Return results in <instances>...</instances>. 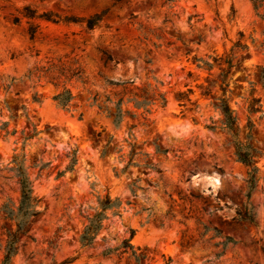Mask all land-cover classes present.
Wrapping results in <instances>:
<instances>
[{
  "label": "rangeland",
  "instance_id": "rangeland-1",
  "mask_svg": "<svg viewBox=\"0 0 264 264\" xmlns=\"http://www.w3.org/2000/svg\"><path fill=\"white\" fill-rule=\"evenodd\" d=\"M26 5L61 18L107 13L93 30L80 21L33 20L40 30L30 40L28 20L18 14ZM13 14L21 17L19 25L12 23ZM240 39L248 49L234 53L227 96L240 139L257 150L259 179L250 199L255 223L242 220L248 170L235 154L232 137L221 129L223 115L215 106L225 60ZM262 42L264 17L251 0L1 1L0 84L11 88L5 91L0 85V119L17 132L7 137L0 132V207L7 201L19 204L17 179L6 168L14 166V156L24 155L43 210L28 224L35 240L19 235L12 264H127L125 257L101 255V239L119 245L130 229L136 231L132 244L147 255L143 264H264V88L257 82L259 66L264 67ZM101 50L118 63L104 65ZM195 57L210 61L213 68L200 67ZM42 66L78 67L83 82L62 78L56 87L45 77L38 79L34 69ZM107 80L132 83L112 86ZM62 82L74 95L68 110L53 100ZM143 91L156 99L148 106L150 112L143 115L133 102L125 103L123 108L132 115L126 114L118 127L90 106L94 94L102 101L107 96L116 101ZM34 92L42 96L41 103L32 100ZM159 93L165 94V105ZM183 94L188 97L180 98ZM253 102L261 111L249 112ZM34 128L38 134L24 140ZM134 143L148 155H138L140 165L117 176ZM156 144L168 152L158 154ZM73 157L74 168L67 170ZM35 162L49 166L40 172ZM145 162L162 172L144 167ZM133 181L136 197L129 188ZM107 193L122 200L121 217L109 211L95 247L82 248L81 212L93 213ZM12 227L0 211V263ZM213 228L220 234L215 236ZM226 237L233 242L225 245Z\"/></svg>",
  "mask_w": 264,
  "mask_h": 264
},
{
  "label": "trees",
  "instance_id": "trees-1",
  "mask_svg": "<svg viewBox=\"0 0 264 264\" xmlns=\"http://www.w3.org/2000/svg\"><path fill=\"white\" fill-rule=\"evenodd\" d=\"M7 1V0H0ZM122 0H116V2H120ZM176 0H164V4H171ZM129 2V1H127ZM252 5L260 17H264V0H251ZM107 10L96 13L88 18L85 19H77L75 17H65L61 18L58 14H54L51 12H43L41 14L38 13L36 9L33 7L26 5L18 11V14L21 17L26 18L28 20V27H27V34L30 40H34L40 30V25L33 23V20L42 19L46 21H51L58 23L60 21L63 22H84L87 29L93 30L97 27L101 21L103 20L104 16L106 15ZM18 14L12 15V23L14 25H19L21 22V17ZM243 36V35H242ZM260 47L264 49V42L261 43ZM248 49V45L244 43L241 39L236 41L230 50V55L225 60L227 66L222 70L221 77V90L222 93L219 97L215 98V106L221 111L223 115L222 126L221 129L225 130L233 139L234 147H235V154L238 160L243 163L248 170V188L249 192L247 194L248 197V205L246 206V210L244 215L242 216L243 221H248L250 223H255V213L254 208L250 202L252 192L256 188L258 182V174H259V167L256 164L257 158V150L248 142L243 141L240 139V128L238 125V118L235 114V110L231 107L227 92L228 86L227 83V76L231 68L233 67V57L236 50H245ZM102 52V60L104 65L108 63L114 62L116 65L118 62L114 61V57L107 53L104 50ZM195 61L199 62V65L205 66L208 70L213 68L212 63L208 60H204L202 58H194ZM213 60L217 61V58H213ZM38 75V79L40 80L42 77L47 78L48 82H51L56 87L60 84V79L64 78L66 81H71L75 79L76 81L83 82V71L80 68H67L65 66H60L56 68L55 66L49 67H36L34 69ZM109 85L112 86H123L125 87L127 84L132 83L129 81L126 82H115V81H106ZM257 82L264 88V67L259 66V72L257 74ZM62 89L53 96V100L56 104L68 110L74 100V95L72 91L66 86L65 82H62ZM4 87L5 91H8L11 88V84H0ZM209 91H206L204 95H209ZM118 96V94H115ZM158 99L161 101L162 105H165L167 102L166 96L164 93H159ZM184 97L180 98H187V94H183ZM32 100L34 102L41 103L42 96L38 92H34L32 95ZM89 100L90 106H96L99 111H103L107 118L111 119L112 122L118 127L121 125L124 117L126 114H131L129 110L123 108L125 103L133 102L136 109H142V114L145 115L149 113L148 106L152 104L156 99L150 95L148 92L143 91L141 94H134L133 97H129L125 100L124 96L119 97L116 101L110 96H107L104 101L100 99L98 94L92 95ZM254 102H260V99L254 98ZM251 103L249 106V112L255 113L261 111L260 106L256 107L255 103ZM132 115V114H131ZM12 118V116H11ZM253 124L250 123V127ZM9 122L8 121H1L0 119V132L2 133L3 137H7L8 135H14L17 131L16 129L9 130ZM208 128L210 129H217L216 125H209ZM38 134L36 128L33 129L32 133L29 135L24 136V140L32 138ZM112 138V137H111ZM111 140H109L106 144L109 145ZM136 143L131 144V151L129 154V160L125 164V166L121 169L120 172L116 171V175L120 176L122 173H126L127 170L130 168L131 165L139 166L140 164L136 161V157L138 155L147 156L146 153H141V151L137 150ZM156 152L158 154H166L168 152L167 149L163 148L162 146L156 144L155 145ZM105 149H103V154ZM14 166L8 169V171L14 172V177L17 179V184L19 188L20 194V201L19 204L16 206L11 201L4 202L1 207L0 211L4 212L5 218L12 222V230L7 232V240L4 248V256L0 264H12L13 258L19 252V245H18V237L22 235L30 240H35V237L31 233V229L28 227L31 219L38 218L42 213L43 210L41 209V198L35 195L33 184L28 176L26 168L24 166V155L14 156L13 157ZM76 163V158L73 157L71 163L68 165L67 170H72ZM49 163L39 162L34 163V167L39 168V171L42 172L43 170L47 169ZM143 166L146 168H150L158 173L162 171L153 163L145 162ZM65 171L59 172L58 177L64 175ZM129 188L131 193L134 197L137 196L136 188V181L130 183ZM122 200L120 197L112 198L110 193H107L103 198H99L98 205L93 209V213L91 214H84L81 212V216L84 219V225L82 231L79 234L78 241L82 248H94L96 243L99 241V235L102 229L104 228V222L110 219L111 216L118 215L121 217V213H119V208L122 206ZM127 204L132 205L131 201H128ZM111 212V216L108 212ZM151 216V213H149ZM204 234L208 232V228L204 226ZM215 231V236L220 234V231L216 228H213ZM135 230L130 229V236L128 238H124L119 245H110L106 244L107 239L103 237L101 241L103 242V246L101 249V255L104 257H113L117 256L119 259L125 257L127 264H143L147 255L145 254L144 250L140 247H135L132 244V239L135 235ZM229 242H233L231 237H226L225 245ZM70 261L66 260L58 264H69ZM57 264V263H54Z\"/></svg>",
  "mask_w": 264,
  "mask_h": 264
}]
</instances>
